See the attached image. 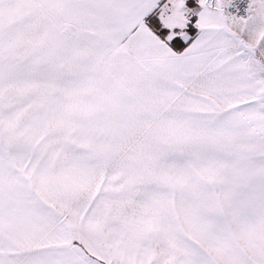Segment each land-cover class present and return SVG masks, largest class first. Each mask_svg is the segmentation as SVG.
I'll return each mask as SVG.
<instances>
[{
	"label": "snow or ice",
	"instance_id": "6c2138e0",
	"mask_svg": "<svg viewBox=\"0 0 264 264\" xmlns=\"http://www.w3.org/2000/svg\"><path fill=\"white\" fill-rule=\"evenodd\" d=\"M0 264H264V0H0Z\"/></svg>",
	"mask_w": 264,
	"mask_h": 264
}]
</instances>
